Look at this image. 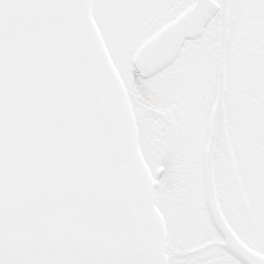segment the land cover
<instances>
[{
	"label": "snow or ice",
	"instance_id": "6c2138e0",
	"mask_svg": "<svg viewBox=\"0 0 264 264\" xmlns=\"http://www.w3.org/2000/svg\"><path fill=\"white\" fill-rule=\"evenodd\" d=\"M0 264H264V0H0Z\"/></svg>",
	"mask_w": 264,
	"mask_h": 264
}]
</instances>
